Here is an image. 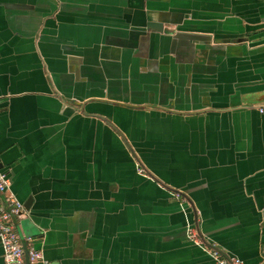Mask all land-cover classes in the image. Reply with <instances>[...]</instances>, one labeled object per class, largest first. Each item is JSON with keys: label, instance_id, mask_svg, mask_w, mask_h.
Wrapping results in <instances>:
<instances>
[{"label": "crops", "instance_id": "crops-1", "mask_svg": "<svg viewBox=\"0 0 264 264\" xmlns=\"http://www.w3.org/2000/svg\"><path fill=\"white\" fill-rule=\"evenodd\" d=\"M0 171L34 264H264V0H0Z\"/></svg>", "mask_w": 264, "mask_h": 264}, {"label": "built area", "instance_id": "built-area-1", "mask_svg": "<svg viewBox=\"0 0 264 264\" xmlns=\"http://www.w3.org/2000/svg\"><path fill=\"white\" fill-rule=\"evenodd\" d=\"M140 172H145L143 167H139ZM10 178L5 172L0 171V246L2 248L3 264H34L36 262L46 263L42 251L29 244L25 252L21 240L16 232L14 218L23 215L22 204L10 192ZM171 194L176 199L186 201V198L177 190H172ZM186 235L189 240L203 247L217 262V264H241V260L236 256H223L216 248V244L205 243L198 234L194 225L188 224Z\"/></svg>", "mask_w": 264, "mask_h": 264}, {"label": "water", "instance_id": "water-1", "mask_svg": "<svg viewBox=\"0 0 264 264\" xmlns=\"http://www.w3.org/2000/svg\"><path fill=\"white\" fill-rule=\"evenodd\" d=\"M1 172H3V171H1ZM7 174V173H6ZM8 175V174H7ZM177 191H179L182 195H183V191L182 190H177ZM184 196V195H183ZM0 200L1 201H3V199H2V195L0 194ZM19 201V200H18ZM20 202V201H19ZM29 202H30V199H28V202H27V204L26 205H23L21 202V204H22V207H23V213H24V210H27V209H29ZM183 205V204H182ZM21 218V217H20ZM17 219H19V218H17V217H15L14 218V225H15V229H16V232H17V228H16V226H17V223H16V220ZM190 224V223H189ZM195 226H196V228H197V225L195 224ZM198 229V228H197ZM17 234H18V232H17ZM18 236H19V234H18ZM19 238H20V240H21V243H22V247L24 248V250H25V252H26V250H27V247H28V245L30 244V243H28L27 244V242H25L20 236H19ZM32 245V244H31ZM217 245V244H216ZM216 248L219 250V252L223 255V256H229V255H227V254H225L218 246H216ZM208 253V252H207ZM209 254V253H208ZM209 256L213 259V260H215L210 254H209Z\"/></svg>", "mask_w": 264, "mask_h": 264}]
</instances>
